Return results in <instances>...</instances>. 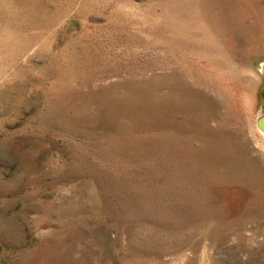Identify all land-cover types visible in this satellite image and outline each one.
Instances as JSON below:
<instances>
[{
	"label": "rangeland",
	"instance_id": "374dc122",
	"mask_svg": "<svg viewBox=\"0 0 264 264\" xmlns=\"http://www.w3.org/2000/svg\"><path fill=\"white\" fill-rule=\"evenodd\" d=\"M264 0H0V264H264Z\"/></svg>",
	"mask_w": 264,
	"mask_h": 264
},
{
	"label": "water",
	"instance_id": "95a60500",
	"mask_svg": "<svg viewBox=\"0 0 264 264\" xmlns=\"http://www.w3.org/2000/svg\"><path fill=\"white\" fill-rule=\"evenodd\" d=\"M256 128L262 135H264V114L256 118Z\"/></svg>",
	"mask_w": 264,
	"mask_h": 264
}]
</instances>
